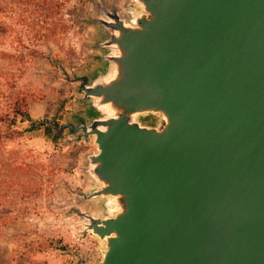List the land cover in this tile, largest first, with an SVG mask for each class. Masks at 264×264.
Returning <instances> with one entry per match:
<instances>
[{"label":"water","instance_id":"95a60500","mask_svg":"<svg viewBox=\"0 0 264 264\" xmlns=\"http://www.w3.org/2000/svg\"><path fill=\"white\" fill-rule=\"evenodd\" d=\"M134 1L102 7V114L54 127L94 137L99 264H264V0Z\"/></svg>","mask_w":264,"mask_h":264},{"label":"rangeland","instance_id":"374dc122","mask_svg":"<svg viewBox=\"0 0 264 264\" xmlns=\"http://www.w3.org/2000/svg\"><path fill=\"white\" fill-rule=\"evenodd\" d=\"M102 7L127 18L138 5L134 0H35V35L45 37L35 36L37 55L19 72L14 89L8 85L12 63L0 60V112L8 111L11 98L22 97L31 117L59 136L54 139L44 126L26 131L27 122L0 126L7 136L0 140V264H79L76 252L87 264L100 263L103 244L85 231L77 212L101 211V200L81 199L93 189L87 155L97 152L94 137L85 142L54 127L82 116L91 120L92 102H83L77 78L107 70L108 62L100 59L107 53L99 46L105 39ZM47 13L51 16L44 18ZM140 121L151 124L154 118Z\"/></svg>","mask_w":264,"mask_h":264},{"label":"trees","instance_id":"16d2710c","mask_svg":"<svg viewBox=\"0 0 264 264\" xmlns=\"http://www.w3.org/2000/svg\"><path fill=\"white\" fill-rule=\"evenodd\" d=\"M49 4L55 3L53 1ZM50 14L42 16L46 18L51 16ZM35 36L36 39L45 37L42 34L35 35V0H0V60L12 63L8 73V85L11 89L16 86L19 72L26 68L28 62L35 60ZM7 106L8 111L0 112V126H14L18 121L27 122L26 131H35L44 126L54 139L59 137L45 121L31 117L26 109L27 103L22 97L14 96ZM4 133L0 130V140L7 137Z\"/></svg>","mask_w":264,"mask_h":264},{"label":"flooded vegetation","instance_id":"af4514ba","mask_svg":"<svg viewBox=\"0 0 264 264\" xmlns=\"http://www.w3.org/2000/svg\"><path fill=\"white\" fill-rule=\"evenodd\" d=\"M108 8V7H107ZM106 8V9H107ZM107 10H109V9H107ZM110 10H115V8H110ZM100 59L103 61H105V62H108L106 59H104L103 57H100ZM108 64V63H107ZM108 66V65H107ZM104 71H102V72H100V71H97L96 73H94V76L92 77V76H90V75H84V76H79L77 79H78V81H79V88H80V91H81V93H82V95H83V102L84 101H88V100H91V97L90 96H88V97H84V91H83V89H82V84H83V80H82V78H85V80H86V83H85V86L86 87H89V86H92L98 79H99V77H100V74L101 73H103ZM88 113H89V117H90V119L91 120H89V119H86L85 117H77V121L76 122H71L73 125H74V127H80L82 124H89V122H91L95 117H97V116H99V115H101L102 114V112L101 111H99V110H97V109H95L94 107H93V105L91 104V107L89 108V110L87 111ZM64 131H67V132H69L70 134H72L71 132H70V130H69V128L68 127H66L65 129H64ZM75 134H78L77 135V138L80 140V139H82L83 141H85V142H87V141H89L90 140V138H91V136H89L88 138H86L85 137V135H84V133H83V131L82 130H78ZM73 135V134H72ZM92 156V154H90V155H87V159H88V162H91L90 161V157Z\"/></svg>","mask_w":264,"mask_h":264},{"label":"crops","instance_id":"0c3cea01","mask_svg":"<svg viewBox=\"0 0 264 264\" xmlns=\"http://www.w3.org/2000/svg\"><path fill=\"white\" fill-rule=\"evenodd\" d=\"M69 264H76V262L74 261V262H70Z\"/></svg>","mask_w":264,"mask_h":264},{"label":"bare ground","instance_id":"6f19581e","mask_svg":"<svg viewBox=\"0 0 264 264\" xmlns=\"http://www.w3.org/2000/svg\"><path fill=\"white\" fill-rule=\"evenodd\" d=\"M103 109H108V108H106V107H103Z\"/></svg>","mask_w":264,"mask_h":264}]
</instances>
